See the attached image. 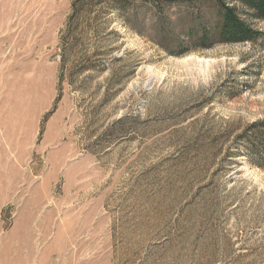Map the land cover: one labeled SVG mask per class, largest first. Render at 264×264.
Segmentation results:
<instances>
[{
    "label": "rangeland",
    "instance_id": "374dc122",
    "mask_svg": "<svg viewBox=\"0 0 264 264\" xmlns=\"http://www.w3.org/2000/svg\"><path fill=\"white\" fill-rule=\"evenodd\" d=\"M114 1L0 0V264H264V37L178 56L213 0Z\"/></svg>",
    "mask_w": 264,
    "mask_h": 264
},
{
    "label": "trees",
    "instance_id": "16d2710c",
    "mask_svg": "<svg viewBox=\"0 0 264 264\" xmlns=\"http://www.w3.org/2000/svg\"><path fill=\"white\" fill-rule=\"evenodd\" d=\"M127 0H116L117 8L126 10ZM216 4L215 14L207 19H200L197 26L181 33V39H174L176 55L183 56L197 50H206L216 44L257 43L264 37L262 31L256 30L246 20L249 15L254 20L264 21V0H213ZM97 0H74L69 26L89 20L92 3ZM184 0H171L170 6H181ZM67 45V44H66ZM261 126V127H260ZM260 127V128H258ZM254 133L245 137L248 146L247 158L250 162L264 169V122L252 127Z\"/></svg>",
    "mask_w": 264,
    "mask_h": 264
}]
</instances>
